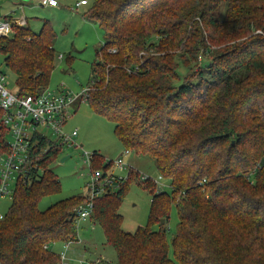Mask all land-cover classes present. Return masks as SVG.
I'll return each mask as SVG.
<instances>
[{"label": "trees", "instance_id": "obj_1", "mask_svg": "<svg viewBox=\"0 0 264 264\" xmlns=\"http://www.w3.org/2000/svg\"><path fill=\"white\" fill-rule=\"evenodd\" d=\"M84 15L105 32L91 64L90 108L114 122L125 150L152 157L173 188L168 195L142 181L151 209L133 232L123 229L119 208L135 171L93 199L89 218L118 264H264V0H92ZM56 39L48 19L38 32L13 24L0 36L20 96L49 88ZM5 135L1 126L2 151ZM60 151L48 149L43 170L16 183L0 219V264H61L51 244L78 241L88 195L38 207L60 191L49 169ZM103 161L95 151L91 166L106 177L111 162ZM172 203L174 259L165 226Z\"/></svg>", "mask_w": 264, "mask_h": 264}, {"label": "rangeland", "instance_id": "obj_2", "mask_svg": "<svg viewBox=\"0 0 264 264\" xmlns=\"http://www.w3.org/2000/svg\"><path fill=\"white\" fill-rule=\"evenodd\" d=\"M57 1L59 7L52 8L33 6L26 0H0V16L7 14L16 18L25 16L28 19V27L35 31H39L43 20L48 19L57 34L54 46L55 68L51 74L49 89H64L78 93L89 85L91 64L96 59V51L103 44L105 32L98 23L89 22L85 18L84 14L92 0H86L89 2L87 6L77 5L81 0ZM0 71L5 74L7 89L15 92L17 90L15 75L5 66L2 54H0ZM74 111L76 113L73 112V117L68 121L65 130L78 131L77 147L63 146L56 159L49 164V169L60 181V191L44 196L39 202V209L45 210L70 196H85L90 193L89 182L92 172L94 170L104 172V169L102 167L91 169V165L85 162L84 154H93L96 151L103 156V165L111 162L106 173L115 178L114 188L118 186L119 180L128 178L130 171H135L137 176L129 183L119 208L124 219L122 227L125 231L133 232L139 226H146L151 209V198L142 185L141 178L144 176L156 181L157 187L155 184L154 189L168 195L173 191L171 181L160 176L152 157L133 152L125 154V148L115 134L113 121L93 112L88 103H81ZM39 130L50 141L57 140L51 130L45 127H39ZM65 156L68 157L62 161ZM119 157H122L127 164L126 168L120 169L113 164ZM11 189L13 193L11 191L0 198V214L3 216L9 212L13 204L14 186H11ZM178 222V210L172 203L169 219L165 224L168 230L169 256L172 259L175 258L172 239L177 232ZM160 223H154L152 229L159 230ZM77 239V242H71L66 249L62 264H118L116 251L107 243L104 229L100 224L90 218L79 221ZM65 244L64 241L54 242L50 248L60 256Z\"/></svg>", "mask_w": 264, "mask_h": 264}, {"label": "built area", "instance_id": "obj_3", "mask_svg": "<svg viewBox=\"0 0 264 264\" xmlns=\"http://www.w3.org/2000/svg\"><path fill=\"white\" fill-rule=\"evenodd\" d=\"M38 1L41 5L57 7V0H27ZM87 4L86 0H81L77 5ZM13 24L26 26V18L5 19L0 16V36H8L13 33ZM6 77L0 71V127L6 131L3 137L6 150H0V198L13 193L11 186L18 181H26L33 170L42 171L43 167L39 161L45 158L47 150L53 146L62 148L63 146L77 147L76 138L78 131L68 132L65 130L67 122L73 117V112L81 103H88L89 92L94 86V82L83 88L80 92L74 93L69 90L45 89L36 95H19L17 91L12 92L6 87ZM75 109H74V107ZM39 127L51 130L57 137L55 142L49 140L47 146H41L39 136L47 138L42 134ZM131 151L125 150L128 155ZM85 162L91 165L93 154L85 153ZM120 169L127 167L123 158L119 157L113 163ZM131 167V166H130ZM92 169V166H91ZM131 169V168H130ZM105 172V171H104ZM100 170H94L89 182L88 201L78 212L77 221L86 220L91 215L93 199L114 189L115 178L103 176ZM142 181L149 178L142 177ZM157 187V182L151 180ZM158 191V190H156ZM3 215L0 214V219ZM70 242L65 244L62 251L61 264L65 258L66 249Z\"/></svg>", "mask_w": 264, "mask_h": 264}, {"label": "crops", "instance_id": "obj_4", "mask_svg": "<svg viewBox=\"0 0 264 264\" xmlns=\"http://www.w3.org/2000/svg\"><path fill=\"white\" fill-rule=\"evenodd\" d=\"M27 1V0H26ZM28 2V4H31V5H33V6H36V5H38V6H42V7H44V5H41V3L40 2H38V1H27ZM89 4V2L87 3V4H84V5H80V6H87ZM49 7H52V6H49ZM59 7V5L57 6V7H52V8H58ZM1 9V8H0ZM7 15H11V14H7ZM7 15H2V16H7ZM1 16V17H2ZM12 16V18H14V19H18V18H16V17H14L13 15H11ZM23 17H25V16H23ZM26 18V26H28V19H27V17H25ZM86 18V17H85ZM87 19V18H86ZM87 21H89V22H93V21H91V20H89V19H87ZM33 31H35V30H33ZM35 32H38V31H35ZM104 42V41H103ZM79 106V105H78ZM75 113H76V111H75ZM68 123V122H67ZM66 126H67V124H66Z\"/></svg>", "mask_w": 264, "mask_h": 264}, {"label": "water", "instance_id": "obj_5", "mask_svg": "<svg viewBox=\"0 0 264 264\" xmlns=\"http://www.w3.org/2000/svg\"><path fill=\"white\" fill-rule=\"evenodd\" d=\"M67 157H68V156L63 157V158H62V161L65 160ZM164 221H165V220L162 219V220H161V223H164Z\"/></svg>", "mask_w": 264, "mask_h": 264}, {"label": "clouds", "instance_id": "obj_6", "mask_svg": "<svg viewBox=\"0 0 264 264\" xmlns=\"http://www.w3.org/2000/svg\"><path fill=\"white\" fill-rule=\"evenodd\" d=\"M71 243V242H70Z\"/></svg>", "mask_w": 264, "mask_h": 264}]
</instances>
